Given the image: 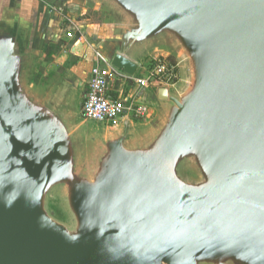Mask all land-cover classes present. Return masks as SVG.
<instances>
[{"label":"water","instance_id":"95a60500","mask_svg":"<svg viewBox=\"0 0 264 264\" xmlns=\"http://www.w3.org/2000/svg\"><path fill=\"white\" fill-rule=\"evenodd\" d=\"M97 1L124 22L114 67L168 41L186 77L141 138L79 133L65 91L28 82L32 14L0 12V264H264V0Z\"/></svg>","mask_w":264,"mask_h":264},{"label":"crops","instance_id":"0c3cea01","mask_svg":"<svg viewBox=\"0 0 264 264\" xmlns=\"http://www.w3.org/2000/svg\"><path fill=\"white\" fill-rule=\"evenodd\" d=\"M13 6L25 8L33 16L34 45L29 74L30 71L40 74L41 60L50 59L49 66L54 67L52 75L56 78L51 90L61 86L65 92L74 91V95L79 98L80 112L85 97L83 87L86 93L90 70L95 64L94 51L99 50L109 56L107 38L121 29L123 19L111 6L97 0H0V12ZM68 30L74 32L73 38L66 35ZM57 50L59 53L56 56L54 51ZM160 54L168 55V52L153 44L134 54L132 59L138 63L134 75L143 76L153 64L154 58L158 57L156 55ZM176 59L180 61L179 79H183L186 77V65L180 55ZM111 85L113 94L123 91L124 95H131L138 103L147 105L148 112L144 117L127 113L115 122L95 121L103 127L99 134L114 133L129 122L135 138H141L160 119L161 103L157 97L159 87L139 88L128 78H114ZM78 125H83L82 120Z\"/></svg>","mask_w":264,"mask_h":264},{"label":"built area","instance_id":"2783aa9c","mask_svg":"<svg viewBox=\"0 0 264 264\" xmlns=\"http://www.w3.org/2000/svg\"><path fill=\"white\" fill-rule=\"evenodd\" d=\"M66 35L74 37L68 30ZM95 64L90 70L87 90L81 106L82 116L98 122H115L127 113L144 117L148 112L145 104L138 103L131 95L120 91L113 94L111 81L114 78H128L139 88L149 86H174L179 81L178 64L169 57L158 56L143 76L128 75L114 67L99 51H94Z\"/></svg>","mask_w":264,"mask_h":264},{"label":"rangeland","instance_id":"374dc122","mask_svg":"<svg viewBox=\"0 0 264 264\" xmlns=\"http://www.w3.org/2000/svg\"><path fill=\"white\" fill-rule=\"evenodd\" d=\"M155 46L159 47L165 52H168V54H170L169 59L171 58L174 59L179 55V50L168 41L155 44ZM54 53H55L54 55L57 56V54L59 53V50L54 51ZM49 62H50V59H46V58L42 59L41 63H39V67H41L39 68V71L41 73L39 74L38 72L36 74H33L32 71H30V74H29L30 75L29 80H28L29 84L31 83L33 85V88L40 91L41 93H47L48 91H50L53 88V84L55 83L54 80L56 78L52 75L53 73L52 71L54 67H50ZM33 71H34V68H33ZM182 84L183 83L180 82L179 86ZM63 87L66 88V86H63ZM60 90H62L61 86L60 88L56 87L54 91L58 92ZM73 92L69 90V92H65V94H66V98L70 101V108H72V111L74 114V120L77 123H79V121L82 120L83 125L78 126L79 133L85 132L89 134H99L100 131H103V127L99 124L94 123L95 121L93 120L87 121L81 117V114L79 112V108H80L79 98H77ZM82 93L84 96L85 94L84 87H83ZM81 98H83L82 95H81ZM61 192H62L61 186L55 185L51 188L47 198L51 197V199H53V201L55 202V205H54L55 208L52 207L51 209L55 211L56 216L60 218L61 220L68 222L70 219V214L67 211V208L65 206L66 203H65V200Z\"/></svg>","mask_w":264,"mask_h":264}]
</instances>
